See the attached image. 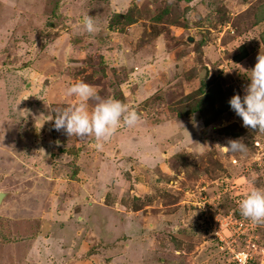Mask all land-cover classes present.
<instances>
[{"label":"rangeland","instance_id":"obj_1","mask_svg":"<svg viewBox=\"0 0 264 264\" xmlns=\"http://www.w3.org/2000/svg\"><path fill=\"white\" fill-rule=\"evenodd\" d=\"M259 54L264 0H0V264H264V223L239 210L264 132L228 103ZM78 81L137 123L54 129Z\"/></svg>","mask_w":264,"mask_h":264},{"label":"clouds","instance_id":"obj_2","mask_svg":"<svg viewBox=\"0 0 264 264\" xmlns=\"http://www.w3.org/2000/svg\"><path fill=\"white\" fill-rule=\"evenodd\" d=\"M81 22L87 32L95 31L91 16L85 15ZM256 59L244 95L234 94L228 103L235 114L241 117L244 127L264 132V55L259 54ZM67 93L78 97L79 102L59 112L51 110L46 117L48 121H53L54 129H63L68 136L74 135L78 139L94 136L98 141H107L121 123L134 126L139 120L136 111L130 110L117 99H100L94 87L83 81L72 84ZM90 99L97 101L91 111L86 103ZM222 147L229 153L247 150V144L242 139H230ZM239 210L243 217L252 222L264 223V188L253 187L248 191L239 203Z\"/></svg>","mask_w":264,"mask_h":264},{"label":"built area","instance_id":"obj_3","mask_svg":"<svg viewBox=\"0 0 264 264\" xmlns=\"http://www.w3.org/2000/svg\"><path fill=\"white\" fill-rule=\"evenodd\" d=\"M243 224V221L240 222V225ZM248 235V233H247ZM250 252L247 250L237 252L234 256L238 264H247L252 257H250Z\"/></svg>","mask_w":264,"mask_h":264},{"label":"trees","instance_id":"obj_4","mask_svg":"<svg viewBox=\"0 0 264 264\" xmlns=\"http://www.w3.org/2000/svg\"><path fill=\"white\" fill-rule=\"evenodd\" d=\"M112 26V25H111ZM201 109V107H200V103H197V105H195V106H193V107H191L190 108V111L191 112H195V111H198V110H200ZM180 113V114H179ZM178 114L179 115H181V114H183V112L181 111V112H178ZM184 115V114H183ZM247 236V235H246Z\"/></svg>","mask_w":264,"mask_h":264},{"label":"water","instance_id":"obj_5","mask_svg":"<svg viewBox=\"0 0 264 264\" xmlns=\"http://www.w3.org/2000/svg\"><path fill=\"white\" fill-rule=\"evenodd\" d=\"M2 196V195H1Z\"/></svg>","mask_w":264,"mask_h":264}]
</instances>
